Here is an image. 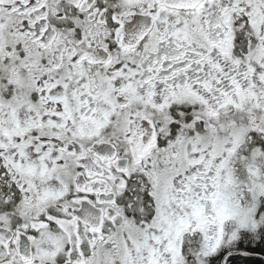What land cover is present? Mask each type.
I'll return each mask as SVG.
<instances>
[{
	"label": "snow or ice",
	"instance_id": "6c2138e0",
	"mask_svg": "<svg viewBox=\"0 0 264 264\" xmlns=\"http://www.w3.org/2000/svg\"><path fill=\"white\" fill-rule=\"evenodd\" d=\"M0 264H264V0H0Z\"/></svg>",
	"mask_w": 264,
	"mask_h": 264
}]
</instances>
